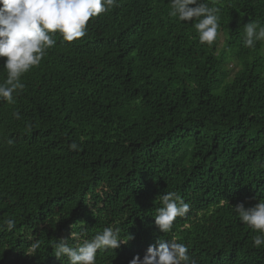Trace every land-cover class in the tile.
I'll list each match as a JSON object with an SVG mask.
<instances>
[{
    "label": "trees",
    "instance_id": "1",
    "mask_svg": "<svg viewBox=\"0 0 264 264\" xmlns=\"http://www.w3.org/2000/svg\"><path fill=\"white\" fill-rule=\"evenodd\" d=\"M118 2L84 37L54 34L24 89L0 101V264H68L53 246L105 227L132 238L96 264L172 238L196 264H264L234 209L264 199V41L243 45L244 24L264 25V0H204L220 9L222 49L200 48L169 0ZM167 192L190 207L163 233L154 216Z\"/></svg>",
    "mask_w": 264,
    "mask_h": 264
},
{
    "label": "clouds",
    "instance_id": "2",
    "mask_svg": "<svg viewBox=\"0 0 264 264\" xmlns=\"http://www.w3.org/2000/svg\"><path fill=\"white\" fill-rule=\"evenodd\" d=\"M171 17L187 21L191 29L188 34L198 41L202 49H222L226 44L224 32H218L219 12L204 0H169ZM118 7V0H0V57H6L5 70L7 79L0 83V101L13 102V93L23 90V74L40 64L46 50L55 44L54 34L59 33L64 41L72 42L86 35V28L91 18ZM243 45L254 48L256 42L264 41V25L255 21L244 24ZM234 64V62H233ZM231 64V66L233 65ZM19 119L20 114L14 113ZM11 143V142H10ZM80 145L72 142L69 148L77 151ZM161 206L154 216L155 225L163 233H168L177 217H184L189 211V204L174 192H167L158 197ZM240 221L259 233L253 237V246L264 245V199L255 206L246 208L244 203L234 207ZM8 230H12L15 221H5ZM129 239H120L119 230L105 227L92 239L81 240L79 234L72 233L77 240L76 246L69 245L65 239L53 246L58 259L66 257L68 264H96L98 250L117 249ZM38 242L31 244L33 250ZM188 247L175 238L159 239L149 245L143 258L135 255L128 264H196L188 254Z\"/></svg>",
    "mask_w": 264,
    "mask_h": 264
}]
</instances>
